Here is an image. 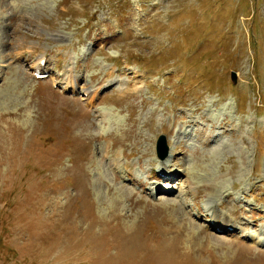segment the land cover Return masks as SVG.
Masks as SVG:
<instances>
[{
  "label": "rangeland",
  "instance_id": "obj_1",
  "mask_svg": "<svg viewBox=\"0 0 264 264\" xmlns=\"http://www.w3.org/2000/svg\"><path fill=\"white\" fill-rule=\"evenodd\" d=\"M166 256L264 264V0H0V264Z\"/></svg>",
  "mask_w": 264,
  "mask_h": 264
},
{
  "label": "bare ground",
  "instance_id": "obj_2",
  "mask_svg": "<svg viewBox=\"0 0 264 264\" xmlns=\"http://www.w3.org/2000/svg\"><path fill=\"white\" fill-rule=\"evenodd\" d=\"M40 59H41V57H39L38 58V61H37V63H35V65L33 66L34 68H33V71H35V70H37V69H39V67H40V65H39V61H40ZM44 69H47V68H44ZM70 70V69H69ZM67 85V81H66V83H64V85H63V87H65ZM93 99V98H92ZM92 100H91V97H90V99H89V102H91ZM170 156V155H169ZM160 160H163V159H160ZM164 160L163 161H161V163L159 162V164H158V171H162L163 169H164ZM170 165H172V164H170ZM111 166H112V168H113V170H117V171H119L120 169H121V167H122V164H121V162L118 160V159H116L115 160V162H111ZM173 167V166H172ZM167 169L168 170H172V169H170L169 168V165L167 164ZM176 170V169H175ZM117 175H118V173H116ZM176 177H177V174H176ZM176 177L174 178V172L173 171H171V172H169L168 174H165V175H161V176H159V179H158V181H160V180H164V181H166V180H168V181H170V182H172V183H176ZM173 188V187H172ZM171 188V189H172ZM169 192H171V190L169 191ZM216 204H215V202H214V200H213V198H212V196H210V197H208L207 198V201H206V203H205V205L204 206H202L201 207V209L202 210H204L205 212H206V219H213V220H218L219 219V217H218V212H217V209H216ZM208 216H210V218H208ZM218 217V218H217ZM242 222V221H241ZM241 222H238V224H244V223H241ZM238 225H236V223H234V222H229V220L228 221H225V222H223V225H222V232L223 233H228V232H230L231 234H234V232L236 231V228H238L237 227ZM231 227V228H230ZM236 233V232H235ZM120 234V233H119ZM249 233L247 232V233H244L243 231H240V235H248ZM245 237H249V236H245ZM250 237H251V239H255V236L253 235V234H250ZM166 254V253H165ZM165 256V255H164ZM170 256V255H169ZM169 256H166L164 259L165 260H167L168 259V261H167V264H186V263H182V261H181V263L180 262H178V260H176V259H172L171 260V262H170V259L171 258H168ZM171 257V256H170ZM194 262V261H193ZM189 263V262H188ZM192 263V262H191ZM191 263H189V264H191ZM195 264V263H194ZM203 264V263H202Z\"/></svg>",
  "mask_w": 264,
  "mask_h": 264
},
{
  "label": "water",
  "instance_id": "obj_3",
  "mask_svg": "<svg viewBox=\"0 0 264 264\" xmlns=\"http://www.w3.org/2000/svg\"><path fill=\"white\" fill-rule=\"evenodd\" d=\"M157 156L164 158L168 153V146L166 144V137L164 134L158 136L155 144Z\"/></svg>",
  "mask_w": 264,
  "mask_h": 264
}]
</instances>
